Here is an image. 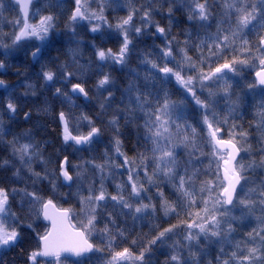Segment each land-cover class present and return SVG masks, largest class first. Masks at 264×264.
Instances as JSON below:
<instances>
[{
	"label": "snow or ice",
	"instance_id": "obj_1",
	"mask_svg": "<svg viewBox=\"0 0 264 264\" xmlns=\"http://www.w3.org/2000/svg\"><path fill=\"white\" fill-rule=\"evenodd\" d=\"M21 57L42 84L0 79V264H264V0H0V75Z\"/></svg>",
	"mask_w": 264,
	"mask_h": 264
},
{
	"label": "trees",
	"instance_id": "obj_2",
	"mask_svg": "<svg viewBox=\"0 0 264 264\" xmlns=\"http://www.w3.org/2000/svg\"><path fill=\"white\" fill-rule=\"evenodd\" d=\"M9 13H6V15ZM11 15H15L14 12L10 13ZM107 14L109 15V19L112 20L114 22V16L117 13H113L112 9H108L107 10ZM118 14H123V13H118ZM157 20H160V17H156ZM161 23H167L166 20H162ZM190 29V23L187 21L186 19V15L183 13L178 12L176 14V19L173 21L172 24V31L173 34L177 35L180 38H183L182 33L183 30H189ZM7 30V29H6ZM61 32L64 31L63 29V25H61ZM82 39L85 41V43H87L88 41V36L84 35L82 36ZM157 44H159V41H156ZM111 46V45H109ZM141 47H147L149 50H151L152 48V41L148 40L146 41V43L144 45H141ZM85 52V59H87L88 57L91 56V51L88 48L84 49ZM56 52H53V55H56ZM21 61H24L23 63H21ZM14 64L17 65V67H12L10 69L7 70L6 74L0 75V79H5L6 83L9 85V87H16V91L17 94L20 95L22 94L25 89H26V85L31 83V84H36V83H40L42 84V82H38L35 77H34V72H38L39 71V65H33L31 58H23L21 57L19 60L17 61H13ZM133 67H135V64H133ZM17 68H19V72L21 74H17ZM254 70H248V72L244 73V75L247 77V80H252L254 79ZM253 73V74H252ZM114 76H116L117 80L120 81L122 79H125L126 76H121V74L119 72L113 73ZM89 88L92 87L91 84L88 85ZM179 86L176 85L174 88H172L173 92H176V89ZM41 91H43V89H41ZM4 90L0 91V100L4 99L3 96ZM179 92H176V96L179 97ZM48 97V93L44 92L43 95H38L37 97H26L25 100L27 101L25 107H30L33 111V114L35 115V107L32 105L33 101L38 100L41 104H43L44 100ZM247 101L249 102H253L251 100V98L249 97L247 99ZM94 102V101H93ZM78 104H80V101H77ZM255 103V101H254ZM49 107L50 109H59L61 107V104L59 101H49ZM65 108V110H67V105L63 106ZM91 106L85 107L83 105H81V107L79 109H76L75 111H77V113H79L80 111H84V112H89ZM249 115H251V111H249ZM19 119L22 121V117H19ZM245 119L247 120V117H245ZM41 123L44 124L47 128V138L49 140V142L53 145H55V148L58 149L61 146V138L59 137V132L60 129L58 128L57 124L55 123V115H50L48 117H41ZM53 149H49V151H52ZM69 152H71V150H69ZM79 155V154H78ZM85 158L88 157V153H83L82 154ZM93 155H97V153H93ZM72 159V156L70 155V160ZM74 162L78 163L79 160H75ZM111 190V188H110ZM68 205H65V207H67ZM144 232H148V228H144L143 229ZM18 251H13L11 253H9L8 256L4 257L6 264H22V254L18 255ZM163 258L161 257V260Z\"/></svg>",
	"mask_w": 264,
	"mask_h": 264
},
{
	"label": "rangeland",
	"instance_id": "obj_3",
	"mask_svg": "<svg viewBox=\"0 0 264 264\" xmlns=\"http://www.w3.org/2000/svg\"><path fill=\"white\" fill-rule=\"evenodd\" d=\"M246 71V73L248 72V70H245ZM253 73H254V71H253ZM252 73V74H253ZM248 101L246 100V103H247ZM252 103H254V101L252 102ZM255 103H259V100H258V98L255 100Z\"/></svg>",
	"mask_w": 264,
	"mask_h": 264
},
{
	"label": "water",
	"instance_id": "obj_4",
	"mask_svg": "<svg viewBox=\"0 0 264 264\" xmlns=\"http://www.w3.org/2000/svg\"><path fill=\"white\" fill-rule=\"evenodd\" d=\"M3 89L2 88H0V91H2Z\"/></svg>",
	"mask_w": 264,
	"mask_h": 264
}]
</instances>
